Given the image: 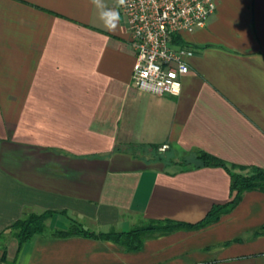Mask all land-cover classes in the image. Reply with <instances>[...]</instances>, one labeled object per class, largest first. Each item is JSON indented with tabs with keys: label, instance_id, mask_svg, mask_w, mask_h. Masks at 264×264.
I'll return each instance as SVG.
<instances>
[{
	"label": "crops",
	"instance_id": "0c3cea01",
	"mask_svg": "<svg viewBox=\"0 0 264 264\" xmlns=\"http://www.w3.org/2000/svg\"><path fill=\"white\" fill-rule=\"evenodd\" d=\"M216 2L205 27L182 34L180 93L157 95L134 84L118 0H104L119 12L112 31L91 0H0V232L26 208L53 211L50 230L195 223L233 197L231 177L175 162L201 149L264 168V0ZM0 264H264V191L137 251L49 231L19 245L6 231Z\"/></svg>",
	"mask_w": 264,
	"mask_h": 264
},
{
	"label": "built area",
	"instance_id": "2783aa9c",
	"mask_svg": "<svg viewBox=\"0 0 264 264\" xmlns=\"http://www.w3.org/2000/svg\"><path fill=\"white\" fill-rule=\"evenodd\" d=\"M119 8L136 54L135 86L157 95L179 94L189 71L184 56L191 53L182 34L205 27L217 9L216 0H126Z\"/></svg>",
	"mask_w": 264,
	"mask_h": 264
},
{
	"label": "trees",
	"instance_id": "16d2710c",
	"mask_svg": "<svg viewBox=\"0 0 264 264\" xmlns=\"http://www.w3.org/2000/svg\"><path fill=\"white\" fill-rule=\"evenodd\" d=\"M153 150L159 152V146H153ZM190 158H182L180 162L175 163L187 168L203 166L224 167L230 174L231 191L234 192L233 197L227 203L213 205L206 216L200 221L190 223L172 219L150 220L143 225L126 231L115 229L95 231L74 222L66 228H54L50 230L47 226V220L53 214V211L45 210L37 212L26 208L22 216L0 232V235L6 231H12L18 239L19 245H22L34 235L49 231L51 235L57 237L82 235L91 238L113 240L127 251H137L144 246L145 241L149 238L179 229L192 230L205 227L219 220L223 214L231 211L240 202L245 192L250 190L264 191V168L262 167L231 164L201 149L194 150V155Z\"/></svg>",
	"mask_w": 264,
	"mask_h": 264
},
{
	"label": "clouds",
	"instance_id": "9594fccd",
	"mask_svg": "<svg viewBox=\"0 0 264 264\" xmlns=\"http://www.w3.org/2000/svg\"><path fill=\"white\" fill-rule=\"evenodd\" d=\"M126 0H118V4L123 6ZM91 3L99 12V18L104 27L109 30H115L119 22V12L115 8H109L104 0H91Z\"/></svg>",
	"mask_w": 264,
	"mask_h": 264
},
{
	"label": "rangeland",
	"instance_id": "374dc122",
	"mask_svg": "<svg viewBox=\"0 0 264 264\" xmlns=\"http://www.w3.org/2000/svg\"><path fill=\"white\" fill-rule=\"evenodd\" d=\"M165 156H168V155H165ZM191 159V158H190ZM193 160V159H192ZM48 229H50L49 227H48Z\"/></svg>",
	"mask_w": 264,
	"mask_h": 264
}]
</instances>
